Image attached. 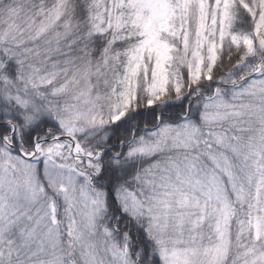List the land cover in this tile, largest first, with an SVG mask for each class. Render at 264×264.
<instances>
[{
    "label": "snow or ice",
    "instance_id": "snow-or-ice-1",
    "mask_svg": "<svg viewBox=\"0 0 264 264\" xmlns=\"http://www.w3.org/2000/svg\"><path fill=\"white\" fill-rule=\"evenodd\" d=\"M0 264H264V0H0Z\"/></svg>",
    "mask_w": 264,
    "mask_h": 264
}]
</instances>
